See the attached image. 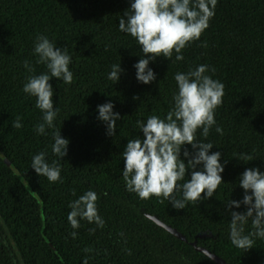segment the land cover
<instances>
[{
  "label": "trees",
  "instance_id": "16d2710c",
  "mask_svg": "<svg viewBox=\"0 0 264 264\" xmlns=\"http://www.w3.org/2000/svg\"><path fill=\"white\" fill-rule=\"evenodd\" d=\"M130 3L0 0V152L30 188L0 158V264H215L189 244L194 240L229 264H264V238H257L247 252L231 243V216L225 208L230 199H243L239 178L247 168L264 173V0H217L209 27L182 50V61L175 60L174 52L171 59L161 56L149 63L156 80L147 85L137 81L134 67L143 57L141 47L119 30ZM38 36L68 49L73 73L70 84L49 81L59 114L43 135L36 131L43 122L36 97L23 92L29 76L48 71L37 63ZM26 60L34 72L24 67ZM114 64L124 70L117 83L108 79ZM202 64L209 66L207 75L225 85L208 137L202 129L196 134L198 141L213 144L210 154L221 153L223 183L212 198L176 210L162 197L141 199L127 190L122 153L128 140L143 138L137 120L166 118L178 91L175 74ZM108 102L121 117L114 136L106 134L105 123L98 119V106ZM16 117L21 118L20 129L12 127ZM56 130L70 141L63 159L52 152ZM185 149L193 152L191 145L183 146L181 159ZM40 152L46 153L49 164L59 162L60 181L50 182L31 168ZM241 153L256 159L241 161ZM190 175L191 170L186 180ZM89 190L98 195L104 226L81 219L80 227L73 229L69 205ZM231 211L243 213L246 207ZM146 215L176 229L187 242ZM249 231L251 220L245 234Z\"/></svg>",
  "mask_w": 264,
  "mask_h": 264
},
{
  "label": "clouds",
  "instance_id": "9594fccd",
  "mask_svg": "<svg viewBox=\"0 0 264 264\" xmlns=\"http://www.w3.org/2000/svg\"><path fill=\"white\" fill-rule=\"evenodd\" d=\"M216 5L217 0H131L130 8L119 20V30L130 34L141 47L143 57L134 65L137 81L147 85L156 80L149 63L157 57L171 59L175 52V60L182 61V50L200 39L215 15ZM35 54L39 57L37 63L46 65L48 71L29 76L23 92L36 97V107L43 113V122L37 124L36 131L43 135L46 127H54L59 114V108L54 107V90L49 81L56 78L66 84L72 83L73 73L69 70L72 58L67 48L57 47L46 36L37 37ZM24 67L30 72L35 71L27 60ZM123 71L120 64L112 65L108 79L119 82ZM209 71V66L202 64L187 73H176L174 79L178 91L173 95L174 106L166 118L151 115L146 122L136 121L143 138L137 136L128 140L122 153L125 162L122 177L129 192L136 193L141 199L162 197L169 200L176 210H182L188 202L212 198L223 183L221 153L210 154L213 144L198 141L196 135L197 130L202 129V135L208 137L209 130L216 123L215 110L222 104L225 95V85L207 75ZM211 71L214 73L215 69ZM133 99L139 97L134 96ZM113 108L111 102L97 108L98 119L105 123L108 136L116 134L117 121L121 119ZM20 121L21 118L16 117L12 127L20 129L23 126ZM216 132L223 134L220 127H216ZM52 136V152L63 159L68 154L70 141L62 138L60 130L54 131ZM185 145H191L193 152L185 149L184 159H181ZM239 159L250 162L256 158L252 154L241 153ZM201 165L202 169L197 170ZM31 168L50 182L61 180L59 162L54 160L49 164L45 152L33 157ZM189 170L190 179L186 180ZM239 187L244 190L243 199H230L225 208L231 216V243L247 252L253 249L257 238H264V173L259 168H247L239 178ZM97 200V193L89 190L70 203L71 211L67 218L73 229L80 227L81 219L94 222L99 227L104 226L98 214ZM242 204L246 207L245 212L231 211ZM249 220L252 231L245 234ZM71 235L76 238L77 233L74 231ZM209 259L213 257L209 255Z\"/></svg>",
  "mask_w": 264,
  "mask_h": 264
},
{
  "label": "water",
  "instance_id": "95a60500",
  "mask_svg": "<svg viewBox=\"0 0 264 264\" xmlns=\"http://www.w3.org/2000/svg\"><path fill=\"white\" fill-rule=\"evenodd\" d=\"M0 158L3 159V161L6 163V165L20 178V180L25 184V186L27 187L28 190H30L28 184L25 182V180L23 179V177L20 175V173L15 169V167L2 155V153L0 152ZM147 218L149 220H151L153 223H155L157 226H159L160 228L164 229L167 233L171 234L172 236L176 237L177 239L187 242V239L185 238V236L183 234H181L180 232H178L176 229L172 228L171 226L163 223L162 221H160L156 216H152V215H146ZM200 238L205 237V235H201L199 236ZM192 247H194V249L197 252L202 253L204 256H206L207 258H209V255H211L213 257V259H210L211 261H213L215 264H229L226 261H224L223 259H221L220 257H218L217 255L211 253L209 250L203 248V247H199L196 244V240H194L193 242L189 243Z\"/></svg>",
  "mask_w": 264,
  "mask_h": 264
}]
</instances>
